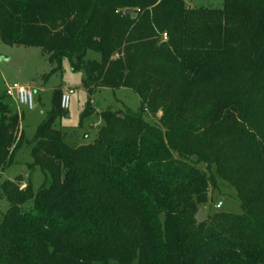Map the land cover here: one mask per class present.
<instances>
[{
	"label": "trees",
	"instance_id": "trees-1",
	"mask_svg": "<svg viewBox=\"0 0 264 264\" xmlns=\"http://www.w3.org/2000/svg\"><path fill=\"white\" fill-rule=\"evenodd\" d=\"M0 41L140 101L73 146L52 127L60 89L29 140L0 94V171L22 143L31 155L0 184V264H264V0H0ZM218 177L242 213L196 223Z\"/></svg>",
	"mask_w": 264,
	"mask_h": 264
},
{
	"label": "rangeland",
	"instance_id": "rangeland-1",
	"mask_svg": "<svg viewBox=\"0 0 264 264\" xmlns=\"http://www.w3.org/2000/svg\"><path fill=\"white\" fill-rule=\"evenodd\" d=\"M191 8H221L223 0H185ZM86 59L100 60V54L87 51ZM84 71L74 70L68 58H63L58 67L52 62L47 53L39 47L24 46L21 44H6L0 41V94H3L6 85L16 83L20 86L29 87L33 91L34 107L29 110L19 104L13 98L4 96V101L16 111L20 118V128L25 139H31L37 127L45 119L46 112L51 108V99L55 90L64 91L65 85L73 87L67 109L53 119L52 127L59 129L64 134V140L70 145L79 146L93 142L97 130L102 125L99 113L104 110H125L139 112L140 101L138 95L129 88L119 87L94 88L91 91L83 86ZM90 106L91 113L82 116L84 109ZM156 116H143L150 121H157ZM31 162L30 147L26 142L17 149L12 162L0 171V184L6 179H14L16 176L26 177L28 174L27 164ZM217 187L210 189L208 200L200 205L204 214L220 210L225 213H242L240 202L235 195L234 189L219 177ZM34 187L38 186L42 179L36 171L31 175ZM20 186H24L22 182ZM221 202L219 208L215 203ZM6 207L5 202L0 200V210ZM163 220V216H160Z\"/></svg>",
	"mask_w": 264,
	"mask_h": 264
},
{
	"label": "built area",
	"instance_id": "built-area-1",
	"mask_svg": "<svg viewBox=\"0 0 264 264\" xmlns=\"http://www.w3.org/2000/svg\"><path fill=\"white\" fill-rule=\"evenodd\" d=\"M163 38H165V33H163ZM73 92V87L70 85L64 86V91L60 96V108L63 110L67 109L70 94ZM4 93L6 96L13 98L19 104L24 105L27 109L31 110L34 107V98H33V91L26 86H20L16 83L11 85H6L4 88ZM215 208H219L221 206V202L217 201L215 203Z\"/></svg>",
	"mask_w": 264,
	"mask_h": 264
},
{
	"label": "water",
	"instance_id": "water-1",
	"mask_svg": "<svg viewBox=\"0 0 264 264\" xmlns=\"http://www.w3.org/2000/svg\"><path fill=\"white\" fill-rule=\"evenodd\" d=\"M128 10L129 9H125L124 11L128 12ZM216 212L218 213V212H220V210H216ZM194 218L196 220V223H199V222L205 220L206 216H205L204 212L201 209H198L197 212L194 215Z\"/></svg>",
	"mask_w": 264,
	"mask_h": 264
}]
</instances>
